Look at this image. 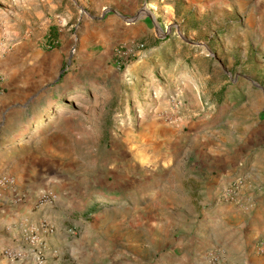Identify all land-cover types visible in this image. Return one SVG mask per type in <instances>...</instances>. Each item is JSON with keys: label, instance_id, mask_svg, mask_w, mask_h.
Masks as SVG:
<instances>
[{"label": "rangeland", "instance_id": "rangeland-1", "mask_svg": "<svg viewBox=\"0 0 264 264\" xmlns=\"http://www.w3.org/2000/svg\"><path fill=\"white\" fill-rule=\"evenodd\" d=\"M0 76L47 264H264V0H0Z\"/></svg>", "mask_w": 264, "mask_h": 264}, {"label": "built area", "instance_id": "built-area-1", "mask_svg": "<svg viewBox=\"0 0 264 264\" xmlns=\"http://www.w3.org/2000/svg\"><path fill=\"white\" fill-rule=\"evenodd\" d=\"M1 84V76H0ZM15 178L8 173L0 176V186L14 185ZM56 203V196L53 192H43L36 203L38 209L45 206H52ZM20 238L16 245L3 248L2 254L9 261L23 262L28 259L34 260L36 264H47L49 247L46 237L55 231L53 224L48 219H40L38 223L22 222L20 224ZM56 252L53 251V255Z\"/></svg>", "mask_w": 264, "mask_h": 264}, {"label": "crops", "instance_id": "crops-1", "mask_svg": "<svg viewBox=\"0 0 264 264\" xmlns=\"http://www.w3.org/2000/svg\"><path fill=\"white\" fill-rule=\"evenodd\" d=\"M12 90H3L0 88V108L7 110L13 105V98L11 97ZM13 93V92H12ZM28 204H8L5 203L0 207V264H35L34 260L28 259L23 262H12L9 261L5 256L2 255L3 248L7 246L16 245L19 241L20 235L15 228L9 227L7 224L17 223L25 216H30ZM13 210V211H12ZM11 221V222H10ZM6 225V226H5ZM51 239L48 242L51 244ZM53 256V255H52Z\"/></svg>", "mask_w": 264, "mask_h": 264}]
</instances>
